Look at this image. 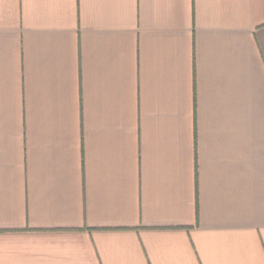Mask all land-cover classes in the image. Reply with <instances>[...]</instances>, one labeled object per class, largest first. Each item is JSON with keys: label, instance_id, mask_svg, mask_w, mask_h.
Masks as SVG:
<instances>
[{"label": "crops", "instance_id": "crops-1", "mask_svg": "<svg viewBox=\"0 0 264 264\" xmlns=\"http://www.w3.org/2000/svg\"><path fill=\"white\" fill-rule=\"evenodd\" d=\"M0 264H264V0H0Z\"/></svg>", "mask_w": 264, "mask_h": 264}]
</instances>
